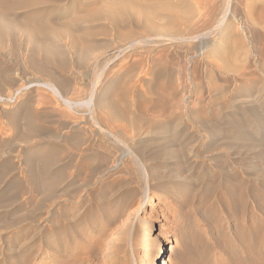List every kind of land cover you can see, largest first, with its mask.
<instances>
[{
    "label": "rangeland",
    "instance_id": "obj_1",
    "mask_svg": "<svg viewBox=\"0 0 264 264\" xmlns=\"http://www.w3.org/2000/svg\"><path fill=\"white\" fill-rule=\"evenodd\" d=\"M171 1L196 7L189 23L171 14L170 22L177 25L174 35L183 39L142 41L134 48L132 40L122 43L126 30L135 38L156 32L144 29L142 33L135 23L114 28L101 17L90 24L78 23L76 30L60 35L57 28L76 13L100 8L102 0H0L6 7H0V14L10 16L21 27L17 28L20 32L16 28L10 32L14 38L12 34L0 38V95H6L0 104V264H159L168 239L171 243L164 246L165 257L171 255L172 264L263 263L264 0H255L258 7L254 0L249 5L247 0ZM7 6L9 10L16 7L8 12ZM246 6L253 8L252 14L246 12ZM165 15L160 12L157 19ZM224 18L236 23L233 42L241 43L228 46V53L239 58L231 59L232 63L238 61L232 68L240 66L232 73L223 71L220 60L204 57L219 39ZM39 22L50 23L43 32L51 35L50 40L43 35V41L53 42L57 36L63 40L51 44L60 54V59L50 60L55 63L38 57L37 51L24 50L22 26L43 25ZM49 29L52 34H47ZM77 29L80 35L91 31L85 34L88 39L83 34L82 39ZM82 50L95 51V61L86 64L79 55ZM29 57L35 64L32 59L28 62ZM242 67L250 72L240 71ZM52 72H56L55 78ZM50 82L59 89L62 86L61 91L69 92L67 96L74 101H89L93 92L100 94L112 82L110 99H119L113 115L120 121L109 118L96 105L69 110L43 87L25 89ZM128 86L131 88L125 90ZM4 112L13 114V120L4 118ZM95 123L115 132L117 140L98 130ZM122 132L123 139L141 143L154 176L149 177L141 163V168L137 165L134 155L125 160L120 156ZM112 159L122 163L120 167L111 174H99L98 167ZM154 185L156 189L150 190ZM66 241L68 245H63Z\"/></svg>",
    "mask_w": 264,
    "mask_h": 264
},
{
    "label": "bare ground",
    "instance_id": "obj_2",
    "mask_svg": "<svg viewBox=\"0 0 264 264\" xmlns=\"http://www.w3.org/2000/svg\"><path fill=\"white\" fill-rule=\"evenodd\" d=\"M95 1V0H94ZM230 1V0H229ZM235 1H237V0H235ZM234 1V2H235ZM253 1V0H252ZM255 1V0H254ZM9 2V1H8ZM88 2H91V0L89 1L88 0ZM93 2V1H92ZM183 2V1H182ZM249 2V3H248ZM256 2V1H255ZM262 2H263V0H262ZM11 3V2H10ZM237 3V2H236ZM251 3V1L250 0H247V4L249 5ZM7 4V3H6ZM88 4V3H87ZM244 4H245V2H244ZM253 2H252V5L251 6H253ZM258 3L256 2V4L255 5H257ZM259 4H261V1H260V3ZM264 4V3H263ZM8 6H10V4L8 3L7 4ZM12 5H18V4H16V3H12ZM189 5H190V3H189ZM194 5V4H193ZM192 5V3H191V7L190 6H188V5H186V4H183V3H180V2H176V1H171V0H163V1H143V2H141V1H137V0H102V3H101V5L100 6H97V7H100V8H98V9H94V8H92V6L91 7H88V8H92V10H88L86 13H84V14H81L82 12H81V10H80V12L81 13H79L80 15H77V13H76V15H75V17L74 18H72V19H70L69 21L67 20V22L63 25V26H61V28H57V30L58 31H61V33H60V35L62 34V33H64V35H65V33L67 32V31H70V30H72V28H77V27H75L78 23H88L89 22V24L91 23V21L92 22H94L93 20L95 19V18H100L101 19V17H103V18H106V19H108V20H110V23L112 24V25H114V28H115V26L117 27V28H119V27H121V26H129L130 24H133L134 25V23L135 24H137V26L138 25H140L141 26V29H147V31H149V30H151V31H154V32H156L155 34H154V36H152V32L150 33L151 34V36L149 35V33H147L148 35H147V37H145L146 35H144V37L143 38H141V37H139V35H138V37L137 38H135V35H134V33L133 32H131V31H127L126 30V32L124 33L123 31V33L124 34H122L121 35V38H122V43L123 42H127V41H124V40H132V43H131V47L133 46L134 47V45H142V44H138V43H142V41H149V40H152V41H154V39H162V41H164L163 39H165V40H167L168 39V41H177V40H181V39H183L182 38V36H177V35H174V32L177 30V28H176V26L175 25H173L171 22H170V20L172 19V17H171V14H173V15H177V16H179V17H181V18H183L184 20V22H188V20L189 19H191V17L194 15V13H195V11H194V9L193 8H196V7H194ZM262 5V4H261ZM4 6V5H3ZM3 6H1L0 5V7H3ZM8 6H7V9H8ZM15 6V7H16ZM94 6H95V4H94ZM251 6H249V8L251 7ZM15 7H13V8H15ZM236 7V6H235ZM247 7V6H246ZM255 7H258V5L257 6H255ZM4 8H6L5 6L3 7V10H4ZM10 8V7H9ZM12 7L10 8V10L11 9H13ZM260 8V7H259ZM7 9H6V11H7ZM245 9V8H244ZM251 9H253V8H251ZM250 9V10H251ZM2 10V9H1ZM0 10V11H1ZM10 10L8 9V12H10ZM196 10V9H195ZM232 10V9H231ZM247 10H249L248 9V7H247V9H246V12H248ZM249 10V11H250ZM258 10H260V12L262 11V9L260 8V9H258ZM255 11H256V9H255ZM255 11H253V12H255ZM8 12H5V15H10V13H8ZM77 12V11H76ZM160 12H162V13H166V15H165V17L164 18H162L161 20L160 19H157V16H158V14L160 13ZM251 12V14H252V11H250ZM250 12H249V16H250ZM6 13H8V14H6ZM234 13V12H233ZM262 13V12H261ZM227 14V13H226ZM234 14H236V13H234ZM254 14V13H253ZM260 14V13H259ZM8 15V16H9ZM161 15V14H160ZM228 15V14H227ZM237 16V15H236ZM261 16V15H260ZM10 17V16H9ZM9 17H6V16H4L3 14H0V38L2 37V35H3V37L5 36V34H12V37L14 38V36H13V33L15 32V31H13L15 28L17 29V28H20L21 29V27H20V25H18V24H16L15 23V21L13 20V19H10ZM194 17V16H193ZM192 17V18H193ZM248 17V16H247ZM253 17V16H252ZM259 17V16H258ZM175 18V17H174ZM222 18V17H221ZM237 18V17H236ZM250 18H251V16H250ZM254 19H256L255 17H253ZM260 18H262V17H260ZM68 19V18H67ZM178 19V18H177ZM194 19V18H193ZM249 19V18H248ZM264 19V18H263ZM262 19V20H263ZM107 20V21H108ZM160 20V21H159ZM179 20V19H178ZM181 20V19H180ZM187 20V21H186ZM220 20V19H219ZM222 20V19H221ZM227 19L226 18H224L223 19V21H222V25H221V28H219L220 29V37H219V39L215 42V44L211 47V48H208V50L206 51V55L204 56V57H208L209 59L210 58H215V59H218V61L220 60L222 63L221 64H224V69H223V71L225 70V69H227V70H225V71H230L231 73H232V70H234L233 68H239V67H233L232 68V66H233V64H235L234 66H236V64L238 63V61H237V63H235L234 62V58L236 57H234V55L232 56V55H230L229 53H228V46L230 45H232V44H237V43H240L239 42V40H238V42L237 43H234L233 41H234V38H235V33H236V31H237V29L238 28H236V30H235V26H236V23H233V21L231 22L230 21V18H229V21L228 22H225ZM232 20V19H231ZM234 20V19H233ZM242 20V19H241ZM246 20V19H245ZM98 21H99V19H98ZM182 21V22H183ZM192 21V20H191ZM190 21V22H191ZM239 21V20H238ZM237 21V22H238ZM109 22V21H108ZM172 22L174 23V21L172 20ZM176 22V21H175ZM243 22V21H242ZM252 22V21H251ZM255 22H257V20H255ZM254 22V23H255ZM258 22H259V20H258ZM257 22V23H258ZM263 22H264V20H263ZM263 22H260V24L262 23L263 24ZM26 23V22H25ZM27 23H29V22H27ZM39 23H41V24H43V25H41V26H36V25H30V24H25V25H23L22 26V28H23V30L24 31H22V33H21V36H23L24 34H23V32L25 33V36H23L22 37V39H24L23 41L25 42V46H26V48L27 49H24V50H28V51H32V52H34V51H37V55H38V57H40V56H43L44 57V59L46 58L48 61H50L51 59H56V57H59V59H60V54H59V51H57L58 49V47L56 48L54 45L55 44H53V46L51 45L53 42L55 43V41L57 42V41H60L59 40V38L60 37H56L57 38V40L55 39V35H52L53 36V38L55 39V41H53V42H51V41H48V43L50 42V44H48L47 43V41H43L45 38H42V37H44L45 35L43 34V32H44V29L46 30V28L48 29V27L50 28V26H47L48 24H50V23H48V22H45V23H48V24H46V25H44V23H42V22H39ZM189 23V22H188ZM256 23V24H257ZM56 24V23H55ZM186 24V23H185ZM249 24V23H248ZM111 25V26H112ZM264 25V24H263ZM80 26H81V24H80ZM85 26V25H84ZM137 26H135V27H137ZM139 26V27H140ZM178 26H179V24H178ZM218 26H219V24H218ZM218 26H216V29H218L217 27ZM54 27H55V25H54ZM57 27V26H56ZM83 27V26H82ZM86 27H87V25H86ZM180 27V26H179ZM237 27V26H236ZM256 27V26H255ZM259 27H260V25H259ZM264 28V26H261V28ZM51 28H52V24H51ZM130 28V27H129ZM181 28V27H180ZM179 28V29H180ZM215 28V27H214ZM258 28V27H257ZM260 28V29H261ZM15 29V30H16ZM20 29H17L16 31L17 32H20L19 30ZM120 29H122V28H120ZM76 30V29H75ZM74 30V31H75ZM79 29H77V31H78ZM85 30V29H84ZM99 30V29H98ZM134 30H135V28H134ZM133 30V31H134ZM143 31L142 33H144V32H146V31ZM13 31V33H10V32H12ZM47 31V30H46ZM49 31H50V29L48 30V33L47 34H52V31L49 33ZM104 31V30H103ZM115 31V30H114ZM119 31V30H118ZM136 31H137V29H136ZM135 31V32H136ZM141 31V30H140ZM207 31V30H206ZM205 31V32H206ZM212 31V30H211ZM247 31V30H246ZM250 31V30H249ZM79 32V31H78ZM77 32V33H78ZM85 32V31H84ZM83 31H82V33H81V35H80V32H79V35H80V37H82V34L85 36V37H87V36H89L90 35V32L88 31V33H89V35H85V34H88L87 32L86 33H84ZM117 32V31H116ZM121 32V33H122ZM72 33V32H71ZM113 33V32H112ZM118 33V32H117ZM138 33H140V32H138ZM141 33V34H142ZM180 33V32H179ZM203 33V32H202ZM201 33V34H202ZM209 33H210V31H209ZM219 33V32H218ZM67 34V33H66ZM76 34V33H75ZM146 34V33H145ZM200 34V35H201ZM207 34V33H206ZM216 34V33H215ZM261 34V33H260ZM16 35V34H15ZM44 35V36H43ZM71 35V34H70ZM69 35V36H70ZM73 35V34H72ZM79 35H78V38H79ZM143 35V34H142ZM210 34H208V36H209ZM239 35V34H238ZM9 36V35H8ZM11 36V35H10ZM47 37H46V40H47V38L50 36L51 37V35H46ZM75 36H77V35H75ZM85 37H82V39L83 38H85ZM119 37V36H118ZM181 37V38H180ZM195 37H197V36H195ZM218 37V36H217ZM12 38V39H13ZM70 38V37H69ZM133 38H135V39H133ZM189 38V37H188ZM193 38V37H192ZM237 39H238V37H236ZM250 38V37H249ZM260 38H261V36H260ZM3 39H5V37L3 38ZM9 38L7 37V39L6 40H8ZM49 40H50V38H48ZM54 39H52V40H54ZM76 39H77V37H76ZM81 39V38H80ZM78 40V41H81V40ZM87 39H88V37H87ZM120 39V38H119ZM11 40V39H10ZM196 40H198V37H197V39ZM195 40V41H196ZM202 40V39H201ZM13 41V40H12ZM63 41V40H62ZM62 41H60V42H62ZM83 41V40H82ZM205 41H207V40H205ZM6 42V41H5ZM23 42V43H24ZM59 42V43H60ZM67 42V41H66ZM69 42V41H68ZM72 42V41H71ZM184 42V41H183ZM186 42V41H185ZM191 42H194V41H191ZM1 43H2V41H1ZM11 43V42H10ZM22 43V42H21ZM72 43H74V42H72ZM81 44H83V42H80ZM128 43V42H127ZM148 43V42H147ZM201 43H202V41H201ZM204 43V42H203ZM4 44V43H3ZM57 44V43H56ZM67 43H65V44H63V45H66ZM75 44H77L76 42H75ZM90 44V43H89ZM170 44V43H169ZM241 44V43H240ZM239 44V45H240ZM252 44H253V42H252ZM251 44V45H252ZM5 45V44H4ZM23 45V44H22ZM60 45H61V43H60ZM60 45H58V46H60ZM84 45L85 44H83L82 46L84 47ZM88 45V44H87ZM136 45V46H137ZM238 45V44H237ZM238 45V46H239ZM57 46V45H56ZM62 46V45H61ZM60 46V47H61ZM67 46V45H66ZM71 46V45H70ZM78 46V44L76 45V47ZM80 46V45H79ZM81 46V47H82ZM86 46V45H85ZM207 46V45H206ZM237 46V47H238ZM3 47V46H2ZM5 47V46H4ZM64 47V46H63ZM74 47V46H73ZM131 47H129V48H131ZM201 47V46H200ZM203 47H205V46H203ZM232 47V46H231ZM246 47V46H245ZM9 48V47H8ZM22 48V47H21ZM62 48V47H61ZM66 48H68V47H66ZM79 48V47H78ZM129 48H128V50H129ZM135 48V47H134ZM233 48V47H232ZM234 48H236L235 46H234ZM240 48H241V46H240ZM243 48V47H242ZM241 48V49H242ZM7 49V48H6ZM60 49V48H59ZM63 49V48H62ZM73 49V48H72ZM77 49V48H76ZM91 49V48H90ZM90 49H88V50H90ZM206 49V48H205ZM238 49V48H237ZM236 49V50H237ZM243 49H245V48H243ZM250 49V48H249ZM64 50V49H63ZM63 50H62V52H63ZM66 50V49H65ZM65 50H64V52H65ZM68 50V49H67ZM79 50H81L80 48H79ZM92 50V49H91ZM121 50H122V48H121ZM235 49H233V51H234ZM240 50V49H239ZM28 51H27V53H28ZM58 53H57V52ZM70 51H72V50H70ZM70 51H66L67 53H70ZM77 51V50H76ZM120 51V50H119ZM238 51V50H237ZM245 51V50H244ZM24 52H26V51H24ZM86 52V51H85ZM83 52V50L81 51V53L79 54L80 56H81V59L83 58L84 59V62H86V64H87V62H90V61H92V60H94L95 61V59L97 58L96 57V55H95V51L93 52V51H88V52ZM97 52V51H96ZM236 52V51H235ZM246 52V51H245ZM257 52V51H256ZM255 52V53H256ZM30 53V52H29ZM122 53H124V52H122ZM121 53V54H122ZM239 53V52H238ZM250 53H252V52H250ZM253 53H254V51H253ZM25 54V53H24ZM23 54V55H24ZM63 54H65V53H63ZM62 54V55H63ZM75 54V53H74ZM233 54H235L234 52H233ZM240 54V53H239ZM238 54V55H239ZM244 54V53H243ZM27 55V54H26ZM25 55V56H26ZM34 55V54H33ZM66 55V54H65ZM70 55V54H69ZM73 55V54H72ZM235 55H237V54H235ZM237 55V56H238ZM240 55H242V54H240ZM240 55H239V57H240ZM248 55V54H247ZM245 56L246 57V60L249 58L248 56ZM259 55V54H258ZM257 55V56H258ZM28 56V55H27ZM31 56V55H30ZM35 56V55H34ZM71 56V55H70ZM74 56V55H73ZM77 56V55H76ZM75 56V57H76ZM195 56V55H194ZM197 56V55H196ZM195 56V57H196ZM200 56V55H199ZM203 56V55H202ZM33 57V56H32ZM68 56H65L64 58H67ZM72 57V56H71ZM192 57V56H191ZM232 57H234L233 58V62L234 63H232V61H231V59H232ZM243 56H241V58H242ZM27 58V57H26ZM34 58V57H33ZM69 58V57H68ZM67 58V59H68ZM73 59H74V57H72ZM72 58H70V59H72ZM78 58H80V57H78ZM167 58H169V57H167ZM240 58V59H241ZM244 58V57H243ZM261 58V57H260ZM264 58V57H263ZM30 59H32L31 57H29V60H28V62L30 61ZM36 59V58H35ZM41 59V58H40ZM98 59H100L99 57H98ZM186 59V58H185ZM206 59V58H205ZM236 59L238 60L239 58H237L236 57ZM257 59V58H256ZM262 59V58H261ZM57 60V59H56ZM65 61H66V59H64ZM155 60V59H154ZM264 60V59H263ZM32 61H33V59H32ZM54 61V60H53ZM59 62H61V60H58ZM64 61V62H65ZM77 61H79V60H77ZM99 61V60H98ZM166 61V60H165ZM168 61V60H167ZM34 62V61H33ZM40 62V61H39ZM56 62V61H55ZM55 62H51L50 61V63H55ZM62 62H63V59H62ZM81 63H82V61H80ZM207 62V61H206ZM209 62V61H208ZM212 62V61H211ZM249 62V61H248ZM247 62V63H248ZM255 62V61H254ZM253 62V63H254ZM36 63H37V61H36ZM45 63V62H44ZM49 63V64H50ZM213 63H214V61H213ZM32 64V63H31ZM34 64H35V62H34ZM33 64V65H34ZM46 64H47V61H46ZM59 64V63H58ZM57 64V65H58ZM61 64V63H60ZM66 64V63H65ZM64 64V65H65ZM84 64V63H83ZM89 64V63H88ZM189 64V63H188ZM194 64V63H193ZM209 64V63H208ZM220 64V65H221ZM241 63H239V65H240ZM50 65H52V64H50ZM68 65V64H67ZM243 65V64H242ZM257 65H258V67H259V63H257ZM46 66H48V64L46 65ZM61 66V65H60ZM66 66V65H65ZM161 66V65H160ZM192 66V65H191ZM32 67H34V66H32ZM36 67H39V66H37V64H36ZM41 67V66H40ZM50 67V66H49ZM52 67V66H51ZM54 67H56L55 66V64H54ZM63 67V66H62ZM202 67H204V66H202ZM206 67V66H205ZM215 67H216V65H215ZM219 67V66H218ZM250 67V66H249ZM53 68V67H52ZM57 68H58V66H57ZM61 68V67H60ZM60 68H58L57 70L59 71V69ZM66 68V67H65ZM208 68V67H207ZM38 69V68H37ZM37 69H34V71L35 70H37ZM54 69V68H53ZM63 69V68H62ZM222 69V68H221ZM221 69H219V70H221ZM243 69V67L242 68H240V71H244V69ZM246 69V68H245ZM39 70H41L40 68H39ZM61 70V69H60ZM66 70V69H65ZM138 70V69H137ZM42 71H43V69H42ZM49 71V70H48ZM50 71H52V70H50ZM49 71V72H50ZM62 72H63V70H61ZM69 71V70H68ZM104 71V70H103ZM135 71V70H134ZM201 71H203V70H201ZM218 71V70H217ZM238 71V70H237ZM236 71V69H235V72H237ZM247 71V70H246ZM246 71H244L245 73H246ZM254 71V70H253ZM13 72V71H12ZM54 72V71H53ZM52 72V73H53ZM57 72V71H56ZM56 72L55 73H53L52 74V76L54 75V74H56ZM102 72V71H101ZM133 72V71H132ZM207 72V71H206ZM221 72V71H220ZM229 72V73H230ZM250 71H247V73H249ZM252 72V71H251ZM4 73V72H3ZM15 73V72H14ZM45 73H47V72H45ZM129 73V72H128ZM145 73H146V71H145ZM149 73V72H148ZM158 73V72H157ZM222 73V72H221ZM220 73V74H221ZM228 73V74H229ZM230 73V74H231ZM238 73H240L239 71H238ZM40 74H42L41 72H40ZM51 74V73H50ZM58 74V73H57ZM103 74V73H102ZM139 74V73H138ZM137 74V75H138ZM170 74V73H169ZM168 74V75H169ZM234 74V73H233ZM255 74V73H254ZM253 74V75H254ZM150 75V74H149ZM154 75V74H153ZM178 75V74H177ZM207 75V74H206ZM222 75V74H221ZM55 76V75H54ZM53 76V77H54ZM103 76V75H102ZM150 76H152V74L150 75ZM155 76V75H154ZM227 76V75H226ZM252 76V73H251V75L248 77V78H250ZM2 77H4V76H2ZM51 77V76H50ZM52 77V78H53ZM56 77H60V76H56ZM98 77V76H97ZM130 77V76H129ZM159 77V76H158ZM212 77V76H211ZM247 77V76H246ZM55 78V77H54ZM53 78V79H54ZM61 78H62V76H61ZM64 78V77H63ZM131 78H133L132 76H131ZM130 78V79H131ZM169 78V77H168ZM244 78H245V76H244ZM121 79V78H120ZM123 79V78H122ZM126 79H128L129 80V78H126ZM251 79V78H250ZM55 80H57V79H55ZM99 80V79H98ZM97 80V81H98ZM102 80V79H101ZM145 80V79H144ZM52 81V80H51ZM125 81H127V80H125ZM53 82V81H52ZM56 82V81H55ZM55 82H54V84L53 83H46V84H44V83H42V84H37V85H29L28 87H26L25 89H30V88H34V87H43L44 89H46V90H48L54 97H56L58 100H59V102L61 101L63 104H64V106H66L69 110H76V109H79V108H85V107H87V108H92V107H94L95 105H96V107H98L99 109H101V110H103L108 116H109V118H113L114 119V121L116 120H118V119H115V116L113 115V113H114V107H115V104H117L116 103V101L117 102H119V99H116L115 98V100L116 101H113V100H111L110 99V96H111V93H112V90L114 89V84L112 83V82H110L109 84L107 83V85L105 86V88L104 89H101V90H103L102 92H100V94H98L97 95V93L95 94L94 92L91 94V98L89 99V101H84V100H82V101H74V100H72V99H70L67 95H68V93L69 92H66L67 94H65L63 91H61V89H62V86L60 87V89H59V87L57 86L58 84L56 83V85H55ZM58 82V81H57ZM59 82H62V83H64L63 82V80H61L60 81V79H59ZM67 82V81H66ZM145 82V81H144ZM150 82V81H149ZM12 83V82H11ZM10 83V84H11ZM61 83V84H62ZM68 83V82H67ZM96 83V82H95ZM126 83V82H125ZM152 83V82H151ZM5 84V83H4ZM32 84V83H31ZM60 84V85H61ZM66 84V83H65ZM121 84V83H120ZM66 85H68V84H66ZM69 85H70V83H69ZM68 85V86H69ZM105 85V84H104ZM123 85H124V83H123ZM126 85V84H125ZM144 85V84H143ZM3 86V85H2ZM2 86L0 87V92L1 91H3L2 90ZM7 86H10V85H7ZM67 86V87H68ZM93 86V85H92ZM127 86V85H126ZM152 86V85H151ZM264 86V85H263ZM262 86V87H263ZM11 87V86H10ZM15 87V86H14ZM66 87V86H65ZM95 87V86H94ZM122 87V86H121ZM124 87V86H123ZM141 87V86H140ZM143 87H145V86H143ZM13 88V87H12ZM17 88V87H16ZM126 88V89H125ZM124 89L125 90H127L128 88H131V87H125ZM146 88V87H145ZM152 88V87H151ZM173 88V87H172ZM69 89H70V87H69ZM123 88L121 89L122 90V92L124 93L125 92V90H124ZM160 89V88H159ZM159 89H157V90H159ZM168 89H169V87H168ZM17 90V89H16ZM24 90V89H23ZM68 90V89H67ZM94 90V89H93ZM133 90H134V87H133ZM137 90H138V88H137ZM146 90H148L150 93H152L154 90L153 89H151V90H149V89H146ZM156 90V91H157ZM161 90H163V89H161ZM161 90H159V91H161ZM171 90V89H170ZM263 90H264V87H263ZM119 91H120V88H119ZM143 91V90H142ZM4 92H5V90H4ZM3 92V93H4ZM20 91H18V93H19ZM22 92V91H21ZM127 92V91H126ZM129 92V91H128ZM148 92V93H149ZM2 93V92H1ZM0 93V94H1ZM17 93V92H16ZM117 93H118V91H117ZM133 93V92H132ZM154 93H155V91H154ZM159 93V92H158ZM163 93H166V92H163ZM126 94H128V93H126ZM136 94V93H135ZM168 94V93H167ZM129 95V94H128ZM137 95V94H136ZM152 95H154V94H152ZM156 95H158V94H156ZM5 96L6 95H4V96H2V95H0V104H1V102L5 99ZM125 96H127V95H125ZM159 96V95H158ZM163 96V95H162ZM161 95H160V97H162ZM115 97V96H114ZM118 98V97H117ZM163 98V97H162ZM125 99V98H124ZM140 99V98H139ZM163 99H165V98H163ZM168 99V98H167ZM9 100H10V97H9ZM12 101V100H11ZM122 101V100H121ZM10 103V102H9ZM123 103V105H125V104H127V103H125L124 104V102H122ZM121 103V104H122ZM173 102H171V104H172ZM121 104H119V105H121ZM136 105V104H135ZM127 106V105H126ZM125 106V107H126ZM174 105H172V107H173ZM125 107H123V109L125 108ZM161 107V109L160 110H162V106H160ZM127 108V107H126ZM125 108V109H126ZM120 109H121V107H120ZM142 109V108H141ZM167 109V108H166ZM165 109V110H166ZM122 110V109H121ZM120 110V111H121ZM139 110V109H138ZM123 111V110H122ZM143 112L144 110L142 109V110H140V112ZM171 111V110H170ZM125 112H126V110H125ZM124 111H123V113H125ZM128 112V111H127ZM127 112H126V114H127ZM163 112H165V111H163ZM2 113V110H1V108H0V114ZM5 114H4V118H7L8 120H11L13 117H14V115L12 114V115H10V116H8V115H6V112H4ZM92 113V112H91ZM121 113V112H120ZM118 114V113H117ZM124 115L125 116V118L127 119V115ZM119 115V114H118ZM122 115V114H121ZM131 116V115H130ZM167 116V115H166ZM119 117H121V116H119ZM129 117V116H128ZM165 117V116H164ZM29 118H31V117H29ZM122 118V117H121ZM121 118H119V119H121ZM124 118V119H125ZM133 119V118H132ZM165 119H167L166 117H165ZM171 119H172V117H171ZM13 120V119H12ZM129 120H130V117H129ZM170 121V119L168 118L167 119V121ZM118 121H120V120H118ZM135 121V120H134ZM137 121H139V119L137 120ZM95 122H96V120H95ZM136 122V121H135ZM134 122V123H135ZM142 121H139V124L141 123ZM96 124V127L98 128V130H101V131H103L107 136H109V137H115V139H116V135H115V132H113V131H110V130H107L101 123H95ZM143 124V123H142ZM137 126H139L140 127V125H138L137 124ZM139 127H136V129L137 128H139ZM141 128V127H140ZM178 128V127H177ZM175 129V128H174ZM122 130V129H121ZM119 133H120V131H118ZM124 132V131H123ZM123 132L121 133L122 134V140H121V144H122V152H121V157L123 158V160H125L126 158L127 159H130V157L131 156H133L134 155V160H137L138 161V166L141 168L142 166H140V163H141V165H143L144 166V168H145V170H146V172L148 173V175H149V177L150 176H154L153 174H151V170H150V165H149V167L147 166V162H145L146 160L147 161H149V157L148 156H144V155H146L147 154V152H146V154H145V151H144V153H143V149L142 150H140V147H141V143H139L138 145L136 144V143H131V141H128L127 139H123L124 137H125V134L123 135ZM138 132H139V129H138ZM126 133V132H125ZM138 135H139V133H138ZM137 135V136H138ZM143 136H144V134H143ZM56 138V137H55ZM126 138H128V137H126ZM139 138H140V136H139ZM138 139V138H137ZM59 140V139H58ZM117 140V139H116ZM131 140V139H130ZM134 140V142H135V138L133 139ZM120 142V141H119ZM133 142V141H132ZM159 142V141H158ZM144 143V142H143ZM155 143V142H154ZM161 142H159V144H160ZM145 144V143H144ZM149 144H151V143H149ZM166 144V143H165ZM171 144V143H170ZM153 145V144H152ZM162 145V144H161ZM160 145V146H161ZM164 145V144H163ZM167 146H168V144H166ZM147 146V145H146ZM150 147H151V145H150ZM170 147V146H169ZM172 147H173V145H172ZM171 147V148H172ZM146 149H149V148H147L146 147ZM173 149V148H172ZM121 150V149H120ZM152 150V149H151ZM165 150V149H164ZM152 152H154V151H152ZM156 153V152H155ZM166 154V153H165ZM170 154V153H169ZM163 155V154H162ZM6 156V155H5ZM150 156V155H149ZM166 156V155H165ZM168 156V155H167ZM163 157V156H162ZM170 156H168V158H169ZM152 158V157H151ZM167 158V159H168ZM156 159V158H155ZM116 160V159H115ZM115 160H113L112 159V161H109L106 165H104V166H99L98 167V170L99 171H97V172H99V174H100V172H101V174L102 175H108V174H111L112 172H114V171H116L119 167H120V165L122 164V163H120V164H118V161L116 162ZM122 160V161H123ZM153 160H154V158H153ZM136 161V162H137ZM154 161H152V163H153ZM169 165V164H168ZM134 166V165H133ZM137 166V167H138ZM142 170V169H141ZM96 172V173H97ZM158 172V171H157ZM156 172V173H157ZM142 173H144V172H142ZM98 174V173H97ZM141 174V173H140ZM157 176V175H156ZM164 176V175H163ZM162 176V177H163ZM112 177V176H111ZM148 177V178H149ZM158 177V176H157ZM166 177V176H165ZM179 177V176H178ZM144 178V177H143ZM146 178V177H145ZM164 178V177H163ZM167 178V177H166ZM173 178V177H172ZM39 179H40V177H39ZM150 179V178H149ZM144 180H146V179H144ZM180 180V179H179ZM178 180V181H179ZM153 181H154V179H153ZM152 180L150 181V182H153ZM156 181H158V180H156ZM165 180H163V182H164ZM167 181V180H166ZM165 181V182H166ZM171 181V180H170ZM177 181V180H176ZM177 181V182H178ZM182 181V180H181ZM37 182H39V181H37ZM130 183H131V181H129ZM155 182V181H154ZM160 182V181H159ZM159 182H157V183H159ZM173 182V181H172ZM54 183H55V181H54ZM129 183V184H130ZM147 183V182H146ZM162 183V182H161ZM171 183V182H170ZM46 184V183H45ZM155 184V183H154ZM51 185V184H50ZM131 185V184H130ZM158 185V184H157ZM157 185H154L153 186V188L151 187L150 188V190L151 189H156V186ZM159 186V185H158ZM161 186V185H160ZM173 186V185H172ZM46 186H44V188H45ZM50 187V186H49ZM86 187V186H85ZM150 187V186H149ZM166 188V187H165ZM149 189V188H148ZM159 189V188H158ZM157 189V190H158ZM162 190V189H161ZM119 191H122V190H119ZM44 192V191H43ZM81 192V191H80ZM83 192V191H82ZM106 192V191H105ZM136 192V191H135ZM68 193H69V191H68ZM116 193V192H115ZM169 193V192H168ZM83 194V193H82ZM117 194H119V193H117ZM69 196H70V194H69ZM83 197V196H82ZM82 197H81V199H82ZM90 197V196H89ZM69 199V198H68ZM73 199V198H72ZM80 199V200H81ZM75 200V199H74ZM73 200V201H74ZM79 200V199H78ZM79 200V201H80ZM78 201V202H79ZM82 201V200H81ZM131 202H132V200H131ZM73 204H74V202H72ZM124 204V203H123ZM129 204H130V202H129ZM123 206V205H122ZM130 207V206H129ZM41 208H43V207H41ZM127 209V208H126ZM38 210H41V209H38L37 208V211ZM43 210V209H42ZM41 210V211H42ZM41 211H39V212H41ZM89 211V210H88ZM249 212V211H248ZM251 213H256V210H254V209H252L251 211H250ZM35 213H37V212H35ZM36 216L38 215V214H35ZM33 217H35V216H33ZM39 217V216H38ZM32 219H34V218H32ZM36 219V218H35ZM69 219V218H68ZM72 219V218H71ZM36 221V220H35ZM34 220H33V222L31 221V223H34L35 222ZM52 230V229H51ZM79 235V234H78ZM159 238V235H157L156 236V238L155 239H158ZM169 243H171V240L170 239H168L167 240V242H166V244H163V249L160 251V255L161 254H163V257H160V262H159V264H172V262H173V257L171 256V255H167V257H165L166 256V252H165V249H164V246H166V245H169ZM64 244H67V241L66 242H64L63 243V245ZM68 245V244H67ZM66 245V246H67ZM25 246V245H24ZM65 246V247H66ZM26 248V247H25ZM264 252V251H263ZM165 257V258H164ZM153 263V262H152ZM156 263H157V261H156ZM262 264H264V260H263V263Z\"/></svg>",
    "mask_w": 264,
    "mask_h": 264
},
{
    "label": "built area",
    "instance_id": "obj_3",
    "mask_svg": "<svg viewBox=\"0 0 264 264\" xmlns=\"http://www.w3.org/2000/svg\"><path fill=\"white\" fill-rule=\"evenodd\" d=\"M18 96V95H17Z\"/></svg>",
    "mask_w": 264,
    "mask_h": 264
}]
</instances>
